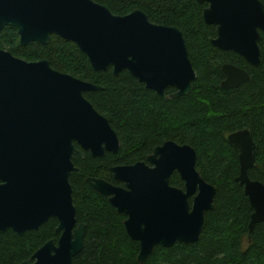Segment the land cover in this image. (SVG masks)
<instances>
[{
    "label": "water",
    "instance_id": "95a60500",
    "mask_svg": "<svg viewBox=\"0 0 264 264\" xmlns=\"http://www.w3.org/2000/svg\"><path fill=\"white\" fill-rule=\"evenodd\" d=\"M207 3L203 20L216 28L213 46L241 55L258 65L264 7L260 0H196ZM17 29L19 43L46 44L51 34L73 41L94 70L111 66L113 75L127 70L162 98L187 95L195 71L181 29L151 22L135 8L113 14L93 0H0V29ZM220 87L234 88L249 79L233 63L221 64ZM100 88L89 81L51 67L47 59L26 61L0 48V178L12 173L20 188L18 199L0 186V233L17 234L37 228L49 217L57 220L58 238L44 242L29 259L18 264H74L83 248L85 223L76 224L69 176L75 147L93 157L117 152L119 138L108 119L97 111L84 92ZM239 150L238 175L253 209L248 236L264 219V184L248 176L254 164L255 142L248 129L227 135ZM196 152L188 144L166 140L156 145L145 161L110 167L115 186L103 178L86 177L96 192L108 196L126 216L127 235L138 241L137 260L143 262L154 246L192 243L199 238L205 212L213 208L216 188L195 167ZM176 171L183 187L170 185ZM5 173V174H4ZM191 199V200H190ZM33 260V261H31Z\"/></svg>",
    "mask_w": 264,
    "mask_h": 264
},
{
    "label": "trees",
    "instance_id": "16d2710c",
    "mask_svg": "<svg viewBox=\"0 0 264 264\" xmlns=\"http://www.w3.org/2000/svg\"><path fill=\"white\" fill-rule=\"evenodd\" d=\"M113 14L142 10L157 24L178 26L183 32L195 71L187 95L161 99L127 70L113 75L111 66L94 70L88 57L71 40L56 34L48 43H19L15 27L0 29V48L26 61L47 59L56 70L89 81L100 88L84 92L94 108L103 114L119 138L117 152L101 157L85 153L73 155L78 169L69 176L77 223H85L83 248L73 257L74 264H264V219L248 236L253 211L238 175V150L227 141L228 133L248 129L255 141L251 179L264 184V33L261 32L259 63L249 64L231 50L213 46L216 28L203 20L206 3L196 0H93ZM264 7V0H260ZM244 68L249 79L237 87L223 89L221 64ZM173 91L167 87L166 95ZM166 140L188 144L196 152L195 167L215 186L213 208L205 212L199 238L192 243L154 246L143 262L137 260L138 241L132 240L118 213L107 198L94 191L86 177L113 181L110 166L144 160L153 147ZM170 185L183 187L174 171ZM57 220L50 217L37 229L22 235L11 229L0 233V264H18L50 238Z\"/></svg>",
    "mask_w": 264,
    "mask_h": 264
},
{
    "label": "flooded vegetation",
    "instance_id": "af4514ba",
    "mask_svg": "<svg viewBox=\"0 0 264 264\" xmlns=\"http://www.w3.org/2000/svg\"><path fill=\"white\" fill-rule=\"evenodd\" d=\"M203 3H205V2H203ZM205 6H207V3H206ZM205 6H204V7H205ZM260 34H261V32H260ZM167 87H171V88H173V91H172V92L175 91V88H174V87H172V86H167ZM167 87L165 88V92H166ZM154 92H155V91H154ZM172 92H170L169 94H171ZM155 93H156V92H155ZM169 94L166 95V93H165V96H166L167 98H170V97H169ZM158 97H159V96H158ZM161 99H162V98H161ZM163 100H166V99H163ZM244 129H245V128H244ZM250 133H251V132H250ZM228 134H229V133H228ZM251 136H252V135H251ZM226 138H227V137H226ZM252 139H253V137H252ZM253 140H254V139H253ZM254 142H255V141H254ZM255 146H256V144H255ZM75 147H76L77 149L81 150V151L83 152V154H85V153H89V154H90V152H89L88 150H84V149L80 148L77 144H75ZM153 148H154V147H153ZM234 148H235V147H234ZM236 149H237V148H236ZM237 150H238V149H237ZM254 151H255V150H254ZM106 152H108V151H106ZM106 152H105V153H106ZM109 152H110V151H109ZM151 152H152V151H151ZM151 152H150V153H151ZM105 153H104V154H105ZM150 153H149V154H150ZM238 153H239V150H238ZM74 154H75V153H74ZM74 154H73V155H74ZM149 154H147L146 157H147ZM78 155H79V154H78ZM90 155H91V154H90ZM83 157H84V156H83ZM146 157H145V159H146ZM72 158H73V157H72ZM145 159H144V160H139V161H145ZM135 162H137V161H135ZM135 162H134V163H135ZM130 164H132V163H130ZM116 165H124V164H116ZM112 166H114V165H112ZM238 166H239V165H238ZM110 167H111V166H110ZM4 174H5V173H4ZM111 175H112V173H111ZM3 177H4V178H2V177L0 178V186L3 187V190L6 192V198L8 197V196H7V192H9V193H8L9 196L12 195V198H14V199H18V198L20 197V190H19L20 188H19V187L15 184V182H14V181H15V177H14V176L12 177V173H6L5 176H3ZM99 178H101V177H99ZM112 178H113V177H112ZM105 180H106V179H105ZM113 180H114L115 182H113V181H109V180H106V181H108L109 183H111V184H113V185H115V186H123V183H122V182L117 181V180H115L114 178H113ZM101 195H102V194H101ZM103 196H104V195H103ZM105 197H106L107 200H108V196H105ZM190 200H191V199H190ZM108 201H109V200H108ZM109 203H110V202H109ZM110 204H111V203H110ZM112 206H113V205H112ZM113 207H114V206H113ZM114 208H115V207H114ZM115 209H116V208H115ZM116 211H117V210H116ZM117 212H118V211H117ZM118 213H119V212H118ZM120 214H121V213H120ZM122 215H124V214H122ZM49 218H50V217H49ZM49 218H48V219H49ZM125 218H126V216L124 215V219H123V221L125 220ZM48 219H47V220H48ZM47 220H46V221H47ZM46 221H45V222H46ZM43 223H44V222H43ZM43 223H42V224H43ZM80 223H83V222H80ZM76 224H79V223H77V221H76ZM123 225H124V224H123ZM39 226H40V225H39ZM39 226H38V227H39ZM38 227H37V228H38ZM37 228H35V229H37ZM55 228H56V227H55ZM55 228H54V229H55ZM124 228H125V227H124ZM8 229H11V228H8ZM8 229H7V230H8ZM32 229H34V228H32ZM85 229H86V226H85ZM30 230H31V229H30ZM12 231H13V230H12ZM26 231H27V230H26ZM24 232H25V231H24ZM24 232H23V233H24ZM54 232H55V231H54ZM23 233H22V234H23ZM22 234H19V235H22ZM56 234H58V233H56ZM58 235H59V234H58ZM57 238H58V236H57ZM57 238H56V239H55V238H50V239H54V240L56 241ZM48 240H49V239H48ZM39 247H40V246H39ZM39 247H38V248H39ZM38 248H37V249H38ZM33 253H34V252H33ZM33 253H32V254H33ZM32 254H31V255H32ZM31 255H30V256H31ZM30 256H29L28 258H26V259H29ZM26 259H25V260H26ZM23 261H24V260H23ZM31 261H33V260H31Z\"/></svg>",
    "mask_w": 264,
    "mask_h": 264
}]
</instances>
